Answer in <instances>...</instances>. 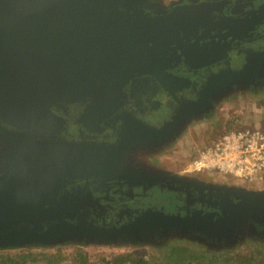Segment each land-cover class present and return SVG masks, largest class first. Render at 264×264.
Segmentation results:
<instances>
[{
    "label": "water",
    "instance_id": "water-1",
    "mask_svg": "<svg viewBox=\"0 0 264 264\" xmlns=\"http://www.w3.org/2000/svg\"><path fill=\"white\" fill-rule=\"evenodd\" d=\"M108 1L0 0V128L8 133L4 159H9L0 162V247L31 241L60 243L70 238L68 233L77 235L86 229L102 231H93L92 238L86 235V241L99 243L137 242L161 231L221 241L242 230L240 218L262 211L257 202L264 192L237 185L220 186L227 190L223 196L238 192L249 201L216 221L195 213L180 216L150 209L123 224L96 225L80 207L83 199L79 206L73 203L77 197L66 192V186L77 178H61L59 170H75L79 176L121 174L126 168L116 160L137 141L138 133L132 128L125 141L112 145L64 141L61 131L67 128L64 115L69 106L83 107L79 119L87 126L116 113L125 104L129 81L156 71L148 67L151 59H161L162 50L175 39L172 34L180 38V29L188 32L187 24L201 16L192 6L152 15L146 13L150 5L144 3ZM261 55L249 59L241 73L260 72ZM140 129L141 146L147 138L165 136L162 129L147 131L143 125ZM10 145L19 152L9 154ZM61 145L77 149L67 162L63 154H55ZM103 148L108 159L95 155Z\"/></svg>",
    "mask_w": 264,
    "mask_h": 264
},
{
    "label": "flooded vegetation",
    "instance_id": "flooded-vegetation-1",
    "mask_svg": "<svg viewBox=\"0 0 264 264\" xmlns=\"http://www.w3.org/2000/svg\"><path fill=\"white\" fill-rule=\"evenodd\" d=\"M163 6L146 7V13L165 14L180 6H192L191 10L201 16L187 24L188 32L180 29V38L172 34L175 39H171L169 49L162 50L161 59H151L148 67L156 71L138 74L129 81L125 104L116 113L87 126L79 119L83 107L70 105L67 114L63 111L68 117L67 128L61 131L64 141L112 145L125 130L141 125L163 129L171 124L169 132L179 133L177 116L186 102L205 97L208 106L211 99H216L205 95L213 78L231 69L242 70L254 53L264 52V0H178ZM263 84L264 66L251 86L259 88ZM203 107L196 114L199 118L207 115ZM157 150L147 144L129 156L125 166L134 174L79 176L77 171L65 169L59 170L58 176L77 178L67 184L66 192L76 195V206L83 199L80 207L96 225L123 224L149 209L166 213L214 211L211 204L225 194L224 190L206 191L194 184L181 185L168 179L174 176L154 175L159 159Z\"/></svg>",
    "mask_w": 264,
    "mask_h": 264
},
{
    "label": "rangeland",
    "instance_id": "rangeland-1",
    "mask_svg": "<svg viewBox=\"0 0 264 264\" xmlns=\"http://www.w3.org/2000/svg\"><path fill=\"white\" fill-rule=\"evenodd\" d=\"M129 1L144 3L163 9L165 7L163 5L178 0ZM107 2L109 1L107 0ZM262 53L264 52L254 53L248 59L257 60L262 58ZM255 76L256 74L252 73H241V70L238 69H231L217 75L209 82L205 92V95L216 98L215 100L211 99L213 103L211 102L208 106H205V97L195 102H186L185 106L181 108L180 114L177 116L178 126L176 125V128L179 130V133L171 134L169 127L172 125L170 124V126L167 125L166 129L164 128L165 130H160L162 133H165V136L162 138H147V144H151L158 149L157 158L159 159L156 161L158 163L157 169L153 171V174H160V176L166 177L174 176L176 178L170 179L178 180L181 185L189 183L194 184L195 188L197 186L202 188V190H206L207 187L204 186V183L200 181V184H195L193 180L195 178L192 177L194 173L187 171L192 159L195 158L200 148L228 128L235 126L243 127L246 125L264 127V84L259 88L252 87V81L255 80ZM201 106H204L203 109L207 112V115L199 118L196 114L200 111L199 107L201 108ZM140 128L141 126L133 129V131L138 133L137 141L128 145V152L123 150L119 158H116V161L119 162L122 169H127L125 165L129 156L138 147H141V144L137 143L139 142ZM129 129L126 134L123 133L121 135L118 140L119 142H123L126 137H129L132 128ZM145 129L147 131L155 130V128L149 126H146ZM7 134L5 130L0 128V162L9 160L4 159L8 154L5 152L8 145L5 141L8 138ZM143 143L142 146L147 145ZM34 148H37V146ZM50 149L53 150L54 148ZM76 150L73 146L61 145L56 147L54 151L55 154H63L64 160L67 162L69 159L67 156H71V154L75 155ZM101 151L97 150L95 153L96 157L99 158V155H101V157L108 159V151L107 153ZM8 152H10L9 154L11 152L18 153L19 150L10 145ZM125 153L128 155L126 159ZM126 169L125 171L122 170L121 173L134 174L131 169V171ZM201 174L203 175L201 180H205L204 176H208L214 181L231 182L233 185L241 186L248 190L264 192V178L246 180L244 178H235L234 176H223L220 172L213 171H206ZM145 179L155 181L159 178ZM216 188L224 190L223 192L227 191L220 186L213 187L214 190ZM248 201L249 199H246V196H241L238 192L229 198L220 195L211 204V206L216 208L214 211L203 210L191 213L179 212L176 214L188 216L195 213L205 219L211 221L214 219L213 221H216L224 216L228 217L231 210L237 209V206ZM257 204L262 208V211L257 215L252 213L240 218L243 222L240 223L242 230L233 231L229 236H223L221 241L216 240V246H213V244H202L200 239L190 237L179 239V237H172V234L169 238H164L167 235L164 231L156 232L150 237L138 238L137 242H88L86 241L87 236L92 238L94 232L101 234L102 231L86 229L84 232H77V235L75 233L73 234V232L68 233V235L70 234V238L60 243L31 241L20 245L0 247V264H2V260H4L3 264H136V261L133 260L139 257H144L145 261H148V264H264V198L259 199ZM155 211L164 212L163 210ZM209 240L214 243L213 239L209 238ZM120 255H124L125 257L130 256L131 259L128 261H117L116 258Z\"/></svg>",
    "mask_w": 264,
    "mask_h": 264
},
{
    "label": "built area",
    "instance_id": "built-area-1",
    "mask_svg": "<svg viewBox=\"0 0 264 264\" xmlns=\"http://www.w3.org/2000/svg\"><path fill=\"white\" fill-rule=\"evenodd\" d=\"M187 171L220 172L246 180L264 178V127L228 128L200 148Z\"/></svg>",
    "mask_w": 264,
    "mask_h": 264
},
{
    "label": "crops",
    "instance_id": "crops-1",
    "mask_svg": "<svg viewBox=\"0 0 264 264\" xmlns=\"http://www.w3.org/2000/svg\"><path fill=\"white\" fill-rule=\"evenodd\" d=\"M154 161V160H153ZM153 165V164H152ZM157 166V165H156ZM157 169V168H156ZM194 173V175L192 176V177H194V178H197L198 179V184H200L199 182L200 181H202L201 183H204V186H206L207 188H209V187H217V186H231V185H233V183H231V182H224V181H214V180H212L211 178H209L208 176H204V179L205 180H201V177L203 176L200 172H193ZM221 175H226V174H222L221 173ZM228 176H230V175H228ZM236 178V177H235ZM205 181V182H204ZM176 182V181H175ZM204 209H201V210H196V211H203ZM195 211V212H196ZM194 212V211H193ZM197 234H199V233H197ZM148 237H150L151 235H147ZM146 236V237H147ZM171 235L170 234H167L166 235V237H164V238H169ZM172 237H179V239H182V238H189V237H187V236H182L181 234H178V233H176V234H172ZM201 242H202V244H205V245H209V244H213V246L215 245V241H214V243L213 242H211L209 239H207V240H201ZM216 246V245H215Z\"/></svg>",
    "mask_w": 264,
    "mask_h": 264
},
{
    "label": "trees",
    "instance_id": "trees-1",
    "mask_svg": "<svg viewBox=\"0 0 264 264\" xmlns=\"http://www.w3.org/2000/svg\"><path fill=\"white\" fill-rule=\"evenodd\" d=\"M130 259H131L130 256L125 257L124 255L117 256V258H116L117 261H120V260H126V261H128ZM133 261H136V264H148V261H145V258L144 257L136 258V260L134 259ZM0 263H1V261H0ZM3 263H4V260H2V264Z\"/></svg>",
    "mask_w": 264,
    "mask_h": 264
}]
</instances>
